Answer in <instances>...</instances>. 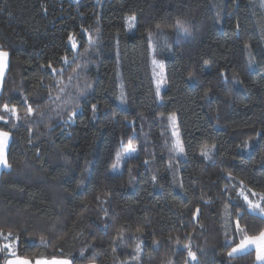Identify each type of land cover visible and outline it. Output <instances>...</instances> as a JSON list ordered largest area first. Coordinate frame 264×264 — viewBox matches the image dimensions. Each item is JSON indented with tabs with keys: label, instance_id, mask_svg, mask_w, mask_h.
I'll return each instance as SVG.
<instances>
[{
	"label": "trees",
	"instance_id": "obj_1",
	"mask_svg": "<svg viewBox=\"0 0 264 264\" xmlns=\"http://www.w3.org/2000/svg\"><path fill=\"white\" fill-rule=\"evenodd\" d=\"M0 48V264L14 243L31 261L254 264L228 253L264 230L244 200L264 206V0H0Z\"/></svg>",
	"mask_w": 264,
	"mask_h": 264
},
{
	"label": "snow or ice",
	"instance_id": "obj_2",
	"mask_svg": "<svg viewBox=\"0 0 264 264\" xmlns=\"http://www.w3.org/2000/svg\"><path fill=\"white\" fill-rule=\"evenodd\" d=\"M132 20L135 19V17H131ZM186 34H187V29H182ZM69 41L72 43V47L75 48L77 47L76 43H75V38L73 36L69 37ZM8 53L7 52H3L0 51V58L2 57H7ZM64 60L67 61V57H64ZM0 64H2V61H0ZM48 67L50 68L51 65H48ZM77 68L82 67L81 65H76ZM53 72H56V69H52ZM3 73V68L0 67V76H2ZM191 77V73L189 74ZM83 89H81V93H83ZM3 109L5 112L8 113H12L15 114L16 113V107L15 105H13L11 108L9 107L8 104H4ZM92 109L93 112L95 113V109H96V105H92ZM33 112V108L31 107V105H29L27 107V113L31 114ZM75 115V112H73V116ZM17 119H19V117L17 116ZM69 119H72V116H69ZM0 120H4L3 116H0ZM8 137H9V133L8 132H3L0 131V166L3 167H10V165L8 164V160H7V156H6V148H7V142H8ZM215 147V146H213ZM179 153H183L184 149L182 144H178L177 145V149H176ZM136 149L132 147L131 144L128 145V149L127 152L128 153H132L135 152ZM202 155L204 156H208L207 152L202 153ZM117 159L119 160V156L117 157ZM113 168H116V165H113ZM264 198V197H262ZM244 200L247 202L248 207L252 210V211H259V213L261 215H264V207H261L260 204H255L253 203V201H251L247 195L244 196ZM199 212V209H197V213ZM237 228H239V222L237 221ZM9 235H11V233H9ZM43 240V238H42ZM255 246L256 247V251H257V259L264 261V231H261L257 236H246L243 240H241V242L232 249L231 252L228 253L229 256H232L233 254H236L238 252H243L244 250H246L247 248H249V246ZM5 248H9L10 245H5ZM187 247V246H186ZM188 255L191 258V260H197L196 254L194 252H191L190 250L188 251ZM7 264H17V262L13 261V260H8ZM18 264H29L28 261H20L18 262ZM36 264H41V261H37ZM44 264H71V261L69 260H53L50 262H44ZM197 264H199V261H197Z\"/></svg>",
	"mask_w": 264,
	"mask_h": 264
},
{
	"label": "rangeland",
	"instance_id": "obj_3",
	"mask_svg": "<svg viewBox=\"0 0 264 264\" xmlns=\"http://www.w3.org/2000/svg\"><path fill=\"white\" fill-rule=\"evenodd\" d=\"M0 51L7 52L5 50H2L1 48H0ZM8 58H9V54L7 55V57L0 58V61H2V64H0V67L3 68L2 76H0V93H1V90H2L4 76H5L7 68H8ZM155 68H156V77H158L157 82L159 84V87H162L163 83H164V71H163V68L161 67V65H160V63L158 61H156V63H155ZM159 89H161V88H159ZM168 123H169L170 129H171V132H172L173 141H174V147H175V150H176L177 149V145L178 144H182V140H181V137H180V132H179L178 122H177L176 116L175 115H171L168 118ZM3 132H5V131H3ZM9 144H10V135L8 137V142H7L6 156H7V150H8ZM182 146H183V144H182ZM135 153H136V151L132 152V153H128L127 150L124 151L122 154L119 155L118 165L121 166L122 161H124L129 156L134 155ZM177 153L179 155H181V153H179L178 151H177ZM119 166H118V169H117V167L114 169V172H119L121 170V169H119L120 168ZM6 168H8V167L0 166V173L2 172V170L6 169ZM253 203L260 204L261 207H264V206L261 205L260 202H253ZM252 212H254V211H252ZM255 213H258L259 215H261L258 210L255 211ZM261 216L264 217V215H261ZM255 236H257V235H255ZM236 246H234V247H236ZM234 247H232L229 252H231ZM249 251H254V264H264V261H261V260L257 259V251H256V247L254 245L253 246H249V248H247L243 252H238L236 254H233L232 256L241 255V254H244V253L249 252ZM10 252H11L12 256L10 258H8L5 261L4 264H7L8 260H13V261L17 262V264L20 261H28L29 264H36L37 261H41V264H44V262H46V261L50 262V261H53V260H69V259H66V258H48V259H37V260L31 261V260H29L27 258L20 257L17 254V243H14L13 245L10 246ZM89 264H94V263H89Z\"/></svg>",
	"mask_w": 264,
	"mask_h": 264
}]
</instances>
